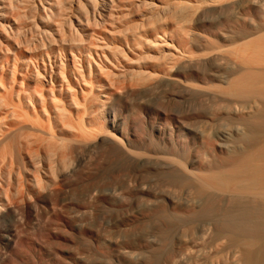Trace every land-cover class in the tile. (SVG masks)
<instances>
[{
  "label": "bare ground",
  "instance_id": "6f19581e",
  "mask_svg": "<svg viewBox=\"0 0 264 264\" xmlns=\"http://www.w3.org/2000/svg\"><path fill=\"white\" fill-rule=\"evenodd\" d=\"M98 1L39 89L0 87V264L50 239L51 264H147L169 239L186 264H264V0ZM142 204L161 237L125 250L104 231Z\"/></svg>",
  "mask_w": 264,
  "mask_h": 264
},
{
  "label": "rangeland",
  "instance_id": "374dc122",
  "mask_svg": "<svg viewBox=\"0 0 264 264\" xmlns=\"http://www.w3.org/2000/svg\"><path fill=\"white\" fill-rule=\"evenodd\" d=\"M98 2H99L98 0H0V76H1V73L3 76V77L1 76L0 79L4 80V83H2L4 85L3 86L0 85V87L4 88V86H5V88L7 90V89L11 88V86H12L13 93H14L15 97L12 95L13 97L11 96L12 99L10 98L9 101L12 100L13 103L14 102L17 103V100H16L17 99V96H16L17 92H19L20 89H24V88L27 89L26 85L28 82H29L28 84H30V87H28V89H33V90L35 88L39 89L35 86H34V88L31 87V86H33L32 84L35 82V78L39 79L38 77L40 76V79H41L42 78L41 76H43L44 72L47 71V73H48L51 71V69L54 68V66H55L54 64H57V66L63 65L64 57L61 53H58V51H55V49H57L60 46L61 42L67 43V44L68 43L73 44V43H77V42L80 43V27H81L80 22H82L83 24L86 23L88 26L86 24H84V25H86L89 29L91 27L94 28V26H96L95 23L97 21V17L93 18V16H97V14H98V12H96V11H99V4H97ZM81 19H83V21ZM93 28H91V29H93ZM59 37L64 38V39H61V41H60ZM69 38H70V40H69ZM50 43H52L53 45H56V46H52ZM43 44H45V45H43ZM57 44H58V46H57ZM50 46H52V48H54L53 52L51 51ZM59 55H60V57H59ZM13 67L14 68L16 67V68L14 69ZM61 67L62 66H60V67L58 66V68H61ZM13 78L15 79L14 81H16L14 86L12 85L13 83H11L13 81ZM26 78L30 79L31 81L27 80ZM10 79H12V80H10ZM17 80H18V82H17ZM25 80H27V81H25ZM5 83H6V85H5ZM6 86H8V87H6ZM5 88H4V90H5ZM4 90H0V92H1L0 95H3V96H0V101H1L0 102V113L5 112V110L7 109V107L5 106V103H4V99L6 97L5 96L6 94L4 93L6 90L5 91ZM16 90H18V91H16ZM15 91H16V93H15ZM31 92H33V91L31 90ZM33 94H35V92H33ZM35 95H38V94L36 93ZM7 100H8V98L6 97V101ZM25 100L28 102V103L25 102V104L27 103L26 105H28V104L31 105L32 101L29 98H27V95L25 96ZM16 103H14V104H16ZM30 105H29V107L31 109ZM144 205L143 204L141 205L142 210H139V212L136 208H135V210H133L134 212L137 210L136 213H138V214L133 213L134 216L136 217V219L133 218L134 219V220H132L133 223L130 222L132 224L129 223V220H127L128 218L124 219L125 216L118 217L120 219L117 218L118 220L116 219L117 221L115 220V222L113 223V226L111 227L114 230H112L110 228V230L109 229H108V231L106 230V233L104 231V235L107 234V232H109L110 235L108 233L107 234L108 237H112L118 241L121 239L119 242L123 246L122 248L123 249L126 248L127 250H130V248H129V246L126 245V242L130 243L132 241H133V243H138V241L143 242V240H144V241H146V244L148 242L149 247L150 246L155 247V244L158 245L156 242H159V241H156V240L160 239L159 237H161V235L158 234L157 236H159V237L156 236V234L158 233V232L156 233L157 227H154V226L158 225V220H156L157 218H155V217H154L155 218V220H154L153 216L139 215L140 211L143 212L144 210L146 211V210H149V208H152V206H150V205H146V207ZM120 220H121V222H120ZM126 220L128 223H126ZM154 221H156V222L154 223ZM152 223H153V226H152ZM156 223H157V225H156ZM128 228L130 231L128 230ZM152 228L154 229V231ZM149 229H151V230H149ZM62 231H64V229ZM116 231H117V233H116ZM121 232H122V234H121ZM127 232H129V233L127 234ZM130 232H131V234H130ZM147 233H149V234H147ZM123 234H125V235H123ZM129 235H130V237H129ZM141 235H143V237ZM154 235L157 237L155 240L156 242L152 241ZM142 238H144V239H142ZM169 238H170V234H169L168 239ZM154 239H155V237H154ZM171 239H172V236H171ZM34 240H36V242L39 241L42 245H43V243H46V240L36 238V237H34ZM162 240H163V238H162ZM50 242L53 244H51ZM151 242L153 243V245ZM160 242H161V240H160ZM47 243H46L47 246H45V248L43 247L45 250L42 249L41 255L39 256V258L38 257L36 258L35 255H32V254H34L32 251L29 252L26 250L28 253L26 252L27 259L24 263L25 264H39L40 262H42L44 264H46L47 262H48L47 264L53 263L54 259H56V258L54 256H52V257H54V259L52 257H49L48 253L50 251H53L54 249H56L58 247V244H57V242L55 243V239H50V240H48ZM149 243H151V244H149ZM168 243H170V246H172V247H170L168 244V247H166V249L170 248V250L165 249L162 252L155 254L154 256L151 255V252H149V250L146 251V249L140 250L138 248L132 247V252L134 253L135 256L139 255V257H140L142 255V258L144 260H146L145 258L148 259V258H151L153 256L151 258V260L149 259V260L145 261L147 264L148 263L160 264L159 262H161V264L163 262H165L163 264H167L166 258L171 256V255H172V257H174L173 256L175 254L174 251L177 250L176 252L180 255L175 254V257H174L175 259L173 258V260H172L173 262L170 261L168 264H177V263L181 264V263H183V262H180L181 260L185 262L183 264H186L185 257H188L189 256L188 254H190L188 252V249L186 250V247L188 248L189 245H186V244L184 245L180 242H177L180 244L179 245V244H175V241H173V244H175L177 246V247H175V245H172V243L170 242V239H169ZM182 245H184V246H182ZM50 246H51V248H50ZM69 246L70 245H67L66 247H69ZM53 247H55V248L53 249ZM78 247L80 248V244H78L77 246L74 245V247H73V245H71L69 248L74 249V248H78ZM46 249H48V250L46 251ZM181 249H183V250H181ZM178 250L181 252L179 253ZM134 251L137 252V254H135ZM166 251L169 254H167ZM184 251H185V253H183ZM98 253H99V251L95 254H92L91 259L96 260L97 257H100V256L96 255ZM186 253H188V254H186ZM93 255H94V257H93ZM147 255L151 256V257H148ZM177 255H178V257H177ZM180 256H181V258H180ZM45 258L46 259L48 258V259L46 260ZM102 258H100V262L102 264H104L105 263L104 260H108V258H110V256L107 254V256H104ZM186 260H187V258H186ZM156 261H157V263H156ZM42 263H40V264H42ZM110 263H111V261H110Z\"/></svg>",
  "mask_w": 264,
  "mask_h": 264
}]
</instances>
